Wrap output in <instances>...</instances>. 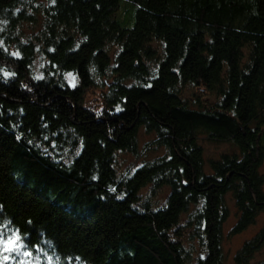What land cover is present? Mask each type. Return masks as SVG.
I'll list each match as a JSON object with an SVG mask.
<instances>
[{
    "label": "trees",
    "instance_id": "trees-1",
    "mask_svg": "<svg viewBox=\"0 0 264 264\" xmlns=\"http://www.w3.org/2000/svg\"><path fill=\"white\" fill-rule=\"evenodd\" d=\"M185 86L219 99L194 105ZM140 129L166 155L118 179ZM199 133L235 147L210 173ZM263 161L264 0H0V234L32 252L6 264H222L226 196L239 232L264 210Z\"/></svg>",
    "mask_w": 264,
    "mask_h": 264
},
{
    "label": "rangeland",
    "instance_id": "rangeland-1",
    "mask_svg": "<svg viewBox=\"0 0 264 264\" xmlns=\"http://www.w3.org/2000/svg\"><path fill=\"white\" fill-rule=\"evenodd\" d=\"M40 59L37 58L35 60V71L37 74L38 69L41 68ZM67 82L73 86L76 83V79L73 75H65L64 76ZM195 89V90H194ZM194 89L190 87H184L182 89L183 95L185 97L194 98V105L200 102L201 104L205 103L207 105H212L215 103L219 97L214 93L205 91L204 89ZM104 90V89H103ZM102 90V91H103ZM103 93V92H102ZM86 106H90V108L95 111L96 114H99L103 111V103L101 99V91L92 89L89 93H87L85 97ZM198 144L201 146L203 150V159H204V169L207 173H210L211 170L209 168L211 161H215L220 159L224 154L230 153L232 154L235 151V147L230 142H217L209 140L203 133H199L197 137ZM152 134H146L143 129L139 130L138 134V155L133 156L131 154L125 152H117L115 159V168H116V176L121 179L127 174V171L133 172L137 167H139L144 162H150L161 158L166 155V151L163 148H159L153 146L152 144ZM64 159H62L63 161ZM260 173L264 176V161L262 166L260 167ZM150 187H147L142 191L143 195L146 196L143 200L148 199L149 196H153L151 194ZM141 193V194H142ZM168 194L167 189H162L158 191V194L153 198V207L159 208L164 206V202L166 200ZM195 206L191 205L188 209L187 215H183L180 223L181 228L179 229L181 233H184L181 241L183 246L186 249L190 250V247L195 245L198 246L199 242L197 240L190 238V229H188L187 219L190 217L191 213L194 212ZM226 207H227V218L222 224V240H221V248L223 254L222 264H235L234 257L238 250L243 246L244 243L253 240L260 232L264 229V210H258L256 213L253 222L248 225L246 228L239 232H232L233 227L236 224L239 212L235 206L234 201L231 198L230 194L226 196ZM197 241V242H196ZM7 254V253H6ZM9 261V260H8ZM5 261L4 264H6ZM264 262V238L260 240V244L258 249L253 253L252 258L248 261L249 264H259Z\"/></svg>",
    "mask_w": 264,
    "mask_h": 264
},
{
    "label": "snow or ice",
    "instance_id": "snow-or-ice-1",
    "mask_svg": "<svg viewBox=\"0 0 264 264\" xmlns=\"http://www.w3.org/2000/svg\"><path fill=\"white\" fill-rule=\"evenodd\" d=\"M7 75L9 74L5 73V76ZM33 246L38 247V244ZM11 253H16L24 257L32 256V252L28 250V246L24 243L19 230L13 231L7 238H5L3 234H0V264H4L5 261L10 259H16L14 256L9 255ZM16 264H27V262L23 259H19L16 260Z\"/></svg>",
    "mask_w": 264,
    "mask_h": 264
}]
</instances>
